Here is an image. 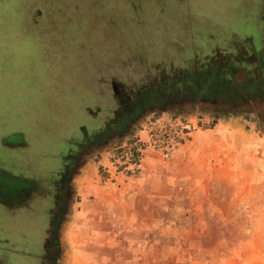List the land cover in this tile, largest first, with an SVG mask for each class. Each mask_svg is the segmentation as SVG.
Here are the masks:
<instances>
[{
  "label": "rangeland",
  "instance_id": "1",
  "mask_svg": "<svg viewBox=\"0 0 264 264\" xmlns=\"http://www.w3.org/2000/svg\"><path fill=\"white\" fill-rule=\"evenodd\" d=\"M229 2L0 0V169L23 166L14 156L38 141H63L57 152L73 162L53 264H264V139L233 146L215 136L230 118L264 134V82L248 87L235 50L246 37L221 40L233 35ZM120 42L125 72L114 65V74L133 89L157 84L161 104L112 133L97 127L112 111L95 105L109 74L96 64L112 60ZM221 42L232 56L230 85L200 99L191 65ZM156 122L180 126L178 151L149 146ZM9 131L17 134L3 140ZM21 184L0 171V197L25 194Z\"/></svg>",
  "mask_w": 264,
  "mask_h": 264
},
{
  "label": "flooded vegetation",
  "instance_id": "2",
  "mask_svg": "<svg viewBox=\"0 0 264 264\" xmlns=\"http://www.w3.org/2000/svg\"><path fill=\"white\" fill-rule=\"evenodd\" d=\"M229 6L234 11L227 16V26L242 33L247 40L246 44H237L235 50L245 59L242 66L250 76L248 87L257 86L264 82V0H232ZM229 82L230 79H225L221 83L209 82L203 86L197 82L193 89L201 99L203 93L226 91ZM152 94L149 93L146 99L139 100L134 106H131L133 102L124 104L130 110L123 118L120 117L121 123L112 127V133L128 125L141 109L146 111L152 106L159 107L160 96ZM62 131L66 134L70 129ZM61 142L56 146L35 142L29 151L22 148L16 154L15 158L25 159L23 166L15 170L17 172L0 169L20 179L23 182L20 192L25 191V194L15 198L0 197V264H53L56 231L65 202L63 190L73 163L65 158L63 150L57 152L59 145L67 148Z\"/></svg>",
  "mask_w": 264,
  "mask_h": 264
},
{
  "label": "trees",
  "instance_id": "3",
  "mask_svg": "<svg viewBox=\"0 0 264 264\" xmlns=\"http://www.w3.org/2000/svg\"><path fill=\"white\" fill-rule=\"evenodd\" d=\"M222 29L224 30V27ZM233 30H234V28L232 29V31ZM226 33H230V36H233L232 38L243 37V34L240 32L233 31L232 32L233 35H232L231 32L226 30V32H224L222 34L223 35L221 37L222 42H225L224 37L227 36ZM110 37L108 36V41L110 40ZM215 42L216 41L214 40V43ZM217 43H218V41L216 42V44ZM222 44H223V46L221 48H219L217 50L214 49L209 53H205V54L201 55L200 56L201 58L198 62L192 63L191 68H192L193 73H195V75L192 78V80H193L192 82L194 84H197V82H199L201 86H203L205 83H209V82H210V84H212V83L217 84V83L223 82L226 79L225 78L226 73H227L226 69H227V66L229 65L228 62H230V60L232 59V56H230L228 54V52L226 51V48H227L226 45H224V43H222ZM125 48H126L125 43L120 42L119 48H117L113 53V59L112 60H109V62L105 66H103V64L105 62V61L103 62V60L96 64V68H100L103 72L106 71L109 74H111L110 76H109V74H108V76L105 75V78H102L101 85L99 87V90L97 91L98 101L96 102L95 105L99 108V107H101L100 105L102 103H104L105 106L107 104H109V106H110L109 109L112 111V114H111L112 117L110 118V120H108V119L107 120H100L99 121L100 123L97 126L98 128L105 127L106 125H108V128L112 129V127H115V124L121 123V119L123 118L122 116L126 115L128 113V111L130 110V108L126 107L125 105L131 104L133 102L131 106H134V104H137L139 102V100H141V99L143 100L149 93H154L157 89L156 88L157 84L151 85V86L149 84H147L143 88L133 89V87H131V85L133 83L132 79L128 78L127 80L123 81V80L117 78L116 74H114V72H115L114 71L115 70L114 65H117V67H119V68L121 67L120 69H116V70L121 71V69H122V71L125 72L122 62L118 61V59L121 58L120 52L122 50H124ZM105 60H107V59H105ZM178 79H181V77L180 76L177 77L176 80L178 81ZM172 80H174V79H168L166 82H162L161 85L165 86L164 84L169 83ZM180 81L181 80H179V82ZM158 85H160V84H158ZM115 86H117V88H115ZM107 89H108V95L103 94L104 92L107 91ZM99 95L102 96V99H101V97H99ZM106 96H108V98ZM116 99L118 100L117 102H116ZM114 102H116L115 106L118 109H120V110H117V112L112 108V106H114ZM128 102H130V103H128ZM120 117H122V118H120ZM1 123L4 125L3 122H1ZM9 133H10V131L7 133L8 135L3 133V140L17 134V132H14L11 134H9ZM5 135H7V136H5ZM9 155H11L10 152H9ZM5 157H9V156L6 155ZM14 158H15V156H14ZM2 159H4V158H2ZM2 159H1V164L4 166L5 162H3ZM5 166H6V168H9L7 165H5Z\"/></svg>",
  "mask_w": 264,
  "mask_h": 264
},
{
  "label": "built area",
  "instance_id": "4",
  "mask_svg": "<svg viewBox=\"0 0 264 264\" xmlns=\"http://www.w3.org/2000/svg\"><path fill=\"white\" fill-rule=\"evenodd\" d=\"M149 146L165 154H173L178 151L185 139V133L179 125L167 122L151 125L147 131Z\"/></svg>",
  "mask_w": 264,
  "mask_h": 264
},
{
  "label": "crops",
  "instance_id": "5",
  "mask_svg": "<svg viewBox=\"0 0 264 264\" xmlns=\"http://www.w3.org/2000/svg\"><path fill=\"white\" fill-rule=\"evenodd\" d=\"M250 127H252L251 130H248V128L246 127V124H242V122L238 118L220 120L217 126L215 127L216 129L215 131H217V134H215V136L217 138V141H220V143L228 142L229 139L232 138L233 146H236V143L243 142V140L249 141L251 139H259L258 142L262 141L264 139V134L258 133L255 130V128H253V126H250ZM224 129H227L228 133L230 134V137L228 136V138H224L223 136H221L220 131H224ZM206 138H209V137H206ZM203 143H202V146H204L203 148L204 150H207V151L212 150L213 148L212 144L207 145L206 141H204ZM220 156H223V155H220ZM251 161H254L255 163L257 162V160L253 158L251 159Z\"/></svg>",
  "mask_w": 264,
  "mask_h": 264
}]
</instances>
